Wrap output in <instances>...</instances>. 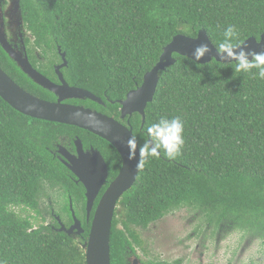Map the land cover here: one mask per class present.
Masks as SVG:
<instances>
[{"label":"trees","instance_id":"obj_1","mask_svg":"<svg viewBox=\"0 0 264 264\" xmlns=\"http://www.w3.org/2000/svg\"><path fill=\"white\" fill-rule=\"evenodd\" d=\"M20 9L33 45L54 52L57 63V48L65 53V81L112 102L142 84L177 35L205 31L219 52L264 36V0H20ZM173 57L175 64L159 74L143 127L139 115L129 119L141 163L114 212L110 264H127L128 251L142 248L135 228L146 230L182 209L212 228L216 241L239 237L242 245L264 247V59L199 65ZM0 68L25 92L55 101L1 47ZM107 106L118 115L116 102ZM76 131L94 137L26 117L0 99V264H86L83 188L50 153ZM96 139L113 152L106 156L112 180L120 158ZM70 201L84 230L78 238L57 231L56 217L65 227L72 223ZM26 210L35 216L22 217Z\"/></svg>","mask_w":264,"mask_h":264},{"label":"water","instance_id":"obj_2","mask_svg":"<svg viewBox=\"0 0 264 264\" xmlns=\"http://www.w3.org/2000/svg\"><path fill=\"white\" fill-rule=\"evenodd\" d=\"M7 18L14 24L22 22L20 0H8ZM0 47L12 56L9 44L3 34L0 20ZM59 52H60V48ZM173 55L188 58L194 63L205 65L212 60L221 64L236 62H252L254 58L264 59V36L259 41L250 38L237 47L228 48L219 52L209 40L205 31H199L195 38L185 35L173 37L167 44L155 66L143 76L142 84L135 90L127 93L124 100L118 101L121 119L138 114L141 117L143 127L145 122V109L153 101L158 83L159 74L175 64ZM65 53L61 54L62 64L58 70L67 67ZM22 72L37 86L52 93L57 100L50 102L38 99L21 89L0 68V99L16 112L41 121L57 123L76 127L91 133L109 143L118 153L121 159V169L116 178L108 184V187L100 197V200L90 216L94 202L102 188L108 181V171L103 158L98 152L92 156L84 154L81 143L75 142L78 152V163L68 159L67 168L77 178L76 184L80 183L85 189L86 198V222L90 223L87 240L81 245L85 254L86 264H110V235L114 212L118 201L125 192L130 190L136 181L140 163V150L133 136L130 126H123L112 118H107L99 113L93 112L79 106L63 104L65 100L80 99L101 103L100 98L88 91L70 87L66 84L61 74L58 73L60 85H55L42 74L37 72L27 60L15 59ZM148 146L159 156L152 140H148ZM81 162V164H80ZM69 211L72 217V225L66 228L56 218L60 233L69 237L78 238L83 233L81 222L77 219L71 201Z\"/></svg>","mask_w":264,"mask_h":264},{"label":"rangeland","instance_id":"obj_3","mask_svg":"<svg viewBox=\"0 0 264 264\" xmlns=\"http://www.w3.org/2000/svg\"><path fill=\"white\" fill-rule=\"evenodd\" d=\"M56 201L59 209L65 206L63 198ZM54 212H58V210H54ZM27 215L35 216L30 210L21 214L22 217ZM40 224L39 220L34 222L35 226ZM134 230L139 235L142 251L145 253L142 258L149 262L167 264L179 262L182 264H264V247L259 245V242L255 246L248 243L242 245L239 237L216 241L217 234L214 235V238H210L213 229H207L206 225H201L199 218L186 209L166 215L159 222L151 224L146 230L136 228ZM136 251L139 255L142 254L139 248ZM236 257L240 259L235 263Z\"/></svg>","mask_w":264,"mask_h":264},{"label":"flooded vegetation","instance_id":"obj_4","mask_svg":"<svg viewBox=\"0 0 264 264\" xmlns=\"http://www.w3.org/2000/svg\"><path fill=\"white\" fill-rule=\"evenodd\" d=\"M8 4H9L8 0H0V20L2 23V27H3V34L5 35L6 41L9 44V51L12 54V56H10L8 53L3 51L6 55V57L8 58V60L11 63L15 64V66L21 72H22V70L18 67L15 59H18L20 61L27 60L33 69H35L37 72L42 74L49 81H51L53 84L60 85L58 73L62 75V77L65 81L64 74L62 72L63 68L58 70V72H56V68L62 64V59H61L62 52H61V50L59 52V49H58L59 47L56 50L57 56L60 60V63H57L54 60V57H55L54 52H52V55H49L48 54L49 50L47 47H39V46L33 45L31 34L25 28V24L23 22V19H22L21 23L18 22V23L14 24L12 21H10L7 18L6 12H7V8H8ZM48 60H54L55 61L54 63L51 64V67L49 66L50 63L48 62ZM43 71H46L47 73L44 74ZM66 84L68 86H70L67 82H66ZM70 87H72V86H70ZM75 88H77V87H75ZM45 91H47V90H45ZM47 92H49V91H47ZM50 94L55 98V101H56L57 98L52 93H50ZM100 100H101V103H94V102H91L89 100L71 99V100H65L63 102V104L83 107L85 109H89L93 112L99 113V114H101L107 118H112L125 127L130 126L129 125V119L134 114L131 117L126 116L122 120L121 119L120 106L118 108V115L117 116H115L112 113V111L109 110V108L107 106V104H114V102H116L118 104V101H121V100H117L114 102L110 101L109 99L103 100L100 98ZM55 101H51V102H55ZM91 103H93L94 105H92ZM75 133L76 134L73 135V138H70V137L61 138V142H59L57 145H55L54 149L50 153L62 166H64L67 169V171L69 172V175H67V177L76 186H81L83 188V196H84L83 208H84V211H86L85 189L80 183L76 184L77 178L69 171V169L66 166L67 162H68V159L66 158V156L71 157V159L72 160L74 159V161H76L77 163L79 162V161H77L78 160V152H77V146L75 145V142L79 141L81 143V150L84 154H88L90 156H92L93 152H98L100 154V156L103 158V160L106 164L107 171H108V177H109L108 161L106 159V156H108L109 154H113V152L109 148H107V146L105 144L101 143L100 141H98L96 139V138L100 139L99 137H97L95 135H94V137L82 135L81 133H79L77 131ZM88 134L90 135L91 133H88ZM80 136L83 138V140ZM100 140H102V139H100ZM116 154L118 155L117 151H116ZM120 162H121V159H120ZM80 164H81V162H80ZM120 169H121V165L117 171L116 176L119 174ZM116 176L112 180H108L106 185L100 191L98 197L96 198V200L94 202L91 214L94 212V210H95V208H96V206L100 200V197L102 196V194L104 193V191L108 187V184L111 181H113L116 178ZM117 207L118 206H116V208ZM51 212H52V215H54L55 212L52 208H51ZM45 225H48V223H46ZM71 225H72V223L66 228H69ZM217 241H219V238L217 239ZM136 250H138L137 247H135L134 251L133 250L128 251V254L126 256V263L127 264H156V262H153V261L149 262V261L143 259L142 255L143 254L145 255V253L142 250H141V252H142L141 255H139ZM240 257H241V255H240ZM238 259H240V258L236 257L235 263L237 262L236 260H238ZM176 264H182V263L179 262Z\"/></svg>","mask_w":264,"mask_h":264}]
</instances>
